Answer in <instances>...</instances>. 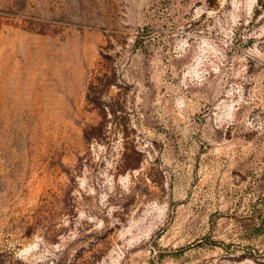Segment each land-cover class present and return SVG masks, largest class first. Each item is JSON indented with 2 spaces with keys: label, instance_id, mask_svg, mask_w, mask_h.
I'll list each match as a JSON object with an SVG mask.
<instances>
[{
  "label": "rangeland",
  "instance_id": "rangeland-1",
  "mask_svg": "<svg viewBox=\"0 0 264 264\" xmlns=\"http://www.w3.org/2000/svg\"><path fill=\"white\" fill-rule=\"evenodd\" d=\"M0 264H264V0H0Z\"/></svg>",
  "mask_w": 264,
  "mask_h": 264
}]
</instances>
